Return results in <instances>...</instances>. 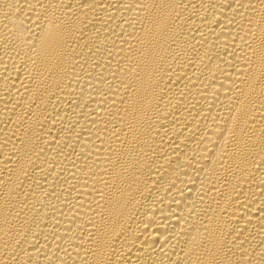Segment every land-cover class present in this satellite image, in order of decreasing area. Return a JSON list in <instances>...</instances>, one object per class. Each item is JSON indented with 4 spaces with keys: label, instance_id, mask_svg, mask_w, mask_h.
<instances>
[{
    "label": "bare ground",
    "instance_id": "1",
    "mask_svg": "<svg viewBox=\"0 0 264 264\" xmlns=\"http://www.w3.org/2000/svg\"><path fill=\"white\" fill-rule=\"evenodd\" d=\"M0 264H264V0H0Z\"/></svg>",
    "mask_w": 264,
    "mask_h": 264
}]
</instances>
